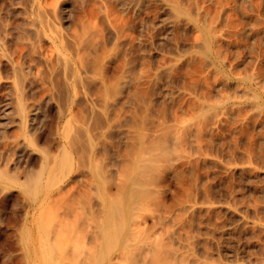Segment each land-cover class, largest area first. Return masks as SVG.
<instances>
[{"label": "rangeland", "instance_id": "rangeland-1", "mask_svg": "<svg viewBox=\"0 0 264 264\" xmlns=\"http://www.w3.org/2000/svg\"><path fill=\"white\" fill-rule=\"evenodd\" d=\"M129 1L131 6L127 3L122 6L121 0H0V37L3 39L0 41V122H6L4 128L10 126L5 129L6 134L0 137V172L19 163V156L14 154L11 144L23 133L16 113L15 84L21 85L20 97L27 103L26 106L32 103L38 105L41 115L47 114L43 118L53 121L52 137H55L50 148L51 171L45 176L46 189L40 200L32 202L18 185L10 188L12 195L3 215L6 219L11 216L16 222L10 218L9 224H12L7 229H3L5 226L0 224V228L5 230H0V264H29L23 249L26 243L20 241L18 236L24 224L33 226V238L29 246L37 250L39 257L36 263L55 264L56 261H64L65 264H86L85 256L89 257L87 251L93 249L86 216L89 206H93L99 216L102 214L95 189L88 190L84 186L92 178L88 172L93 151L105 175L114 183H119L125 174L132 171L131 168L124 170V159L155 144L166 145L168 153L158 160V177L150 186L154 192L153 198L135 214L130 224L135 232L130 241V250L127 246L121 250L117 243L110 242L107 252L97 263L128 264L137 257L143 264H264V123L261 124V121L264 122V110L257 117H252L242 99L237 100L241 98L243 87L238 80L240 76L245 72L258 73L261 67L258 74L264 77V29H261L262 32L258 29L263 27L264 19L262 23L257 22V18H264V0L181 1L186 7L198 2L203 9L222 13L214 24L215 29L223 32H218L214 46L215 51L216 48L220 50V66L202 61L201 52L193 49L200 32L190 27L192 25L183 18L174 20L168 8L170 0H149L143 4H146L144 7L134 4L135 0ZM85 18L90 20L89 24H95V30L101 29L98 32L104 41L103 45L99 39L101 48L96 46L95 51L91 49L90 53L93 55L97 49H101L96 52L101 55L104 48L107 59L102 69L81 61L83 51L78 41L81 32L78 33L82 30L81 23H85ZM118 19L123 20L124 29H127L121 37L128 39L125 41L120 37L119 41H123L118 47L115 46V50L112 42L115 37L113 25L118 24ZM29 20H33L36 26L33 29L37 33L34 32L36 30H28ZM138 55H142L144 60ZM253 58L263 60V64ZM125 62L126 65L123 64ZM127 66H130V70H126ZM252 68L256 71L253 72ZM235 85L242 86L239 92L237 89L240 88ZM232 86L238 92L236 98ZM230 111H233L231 117L235 116L234 120L227 117ZM246 114L252 120H257H249ZM236 116H243L242 120L247 117L241 121H247L249 125L247 122L242 123L240 117ZM15 123L20 125L17 124L21 127L19 130ZM253 127L260 130H253ZM242 128L248 129L250 134L248 130H239ZM259 131H263L260 132L262 136H259ZM256 135L260 139L255 142ZM8 139H12L11 143ZM244 139L250 140H246L249 146L244 143ZM243 150L246 153L250 150L247 153L250 155L244 154ZM251 154L255 158L252 162ZM248 156L250 159L244 160ZM58 189L61 190V198L67 193L63 196L66 199L59 198L63 201L62 205L58 199ZM81 195L88 197L89 205L87 203V206L83 205L79 209L77 205L83 203L76 199H80ZM50 197H57V200ZM17 198L19 201L14 203ZM19 203L29 207L26 220L24 207ZM49 208L54 210L53 213L56 211L59 218L52 214L55 220V217L47 214L51 212ZM71 209L76 211L79 218ZM40 211L45 212V216ZM13 213L15 216L11 215ZM62 215L66 218L63 219L65 222L62 221ZM52 221L68 224L64 225L68 236L73 228L75 231L77 228L80 230L75 234L77 239L73 238L67 244L69 255L64 260L59 257V249L67 238L57 231L60 224ZM51 223L55 226H51ZM16 227L18 230H15ZM48 229L51 232H47ZM56 235L62 236L63 244ZM136 236H142L140 239H145L144 242L135 244ZM106 242L102 236L99 237L98 257L101 256L100 245ZM80 246L87 249L82 254L84 257L75 255ZM142 259L146 261L142 262Z\"/></svg>", "mask_w": 264, "mask_h": 264}, {"label": "bare ground", "instance_id": "bare-ground-1", "mask_svg": "<svg viewBox=\"0 0 264 264\" xmlns=\"http://www.w3.org/2000/svg\"><path fill=\"white\" fill-rule=\"evenodd\" d=\"M118 1H120V0H118ZM128 1L129 0H121V5L123 6L124 4L126 5V3L129 5V3H128ZM147 1H149V0H135V2H134V4H137L138 6H145V5H143L145 2H147ZM182 0H170L169 1V4H168V8H169V11H170V13H171V16L174 18V20H176V21H180L181 20V18H183V19H185L186 20V22L187 23H190V25H192V26H190V27H193V28H195V30H197L198 32H200V34H198L197 35V37H195V38H197L196 39V45H194V42H193V49H195L196 50V52H201V59H202V61L205 63V62H209L210 64H215V65H218V66H220L221 65V59H220V55L221 54H219V51H217L218 50V48H216L217 50L215 51V49H214V46H215V44L217 43V39H216V37L218 36V32H221V33H223L222 32V30L221 29H215V23L218 21V19H219V17H220V14H221V16H222V13L221 12H218V13H216V12H214V13H212V11H210V10H206V9H203L202 7H200L199 5H198V2L197 3H193V6H188V7H186L185 5H183L182 4V2H181ZM130 2V1H129ZM33 3V2H32ZM119 3V2H118ZM131 4H133V2L131 3ZM133 4V5H134ZM33 5V4H32ZM116 5V4H115ZM127 5V6H128ZM129 6H131V5H129ZM135 6V5H134ZM133 6V7H134ZM138 6H137V9H138ZM136 7V6H135ZM166 7V6H165ZM262 7V6H261ZM260 7V8H261ZM264 7V6H263ZM129 8V7H128ZM131 8V7H130ZM141 7H139V9H140ZM259 8V9H260ZM262 9V8H261ZM264 9V8H263ZM135 11H136V8H135ZM141 11V10H140ZM140 11H138V12H140ZM263 12L264 11H262V15H264L263 14ZM136 13V12H135ZM107 14V13H106ZM137 14V13H136ZM261 14V13H260ZM260 14H258V15H260ZM170 15V14H169ZM138 16V15H137ZM139 18V17H138ZM86 20H87V18H85ZM83 20V21H85V23L83 22V23H81V27H82V30L81 31H79V33L78 34H80V32H81V35H77L78 37H79V39H78V37H77V39H78V41L80 42H77V44L79 43L80 45H79V47H81L82 48V51H83V55H82V58H83V60L81 59V61H83V62H86L87 64H92V66L94 65H96V66H99V68H101L102 69V65H103V63H105V61H106V59H107V57H105V50H104V48H103V46H102V48H103V54H98V53H96V52H99L100 50L99 49H97V51L96 52H94V54L93 55H91V53H90V50L91 49H96L95 47L96 46H100V43H99V39H100V34H99V32L98 31H100V30H95L96 29V27H94V23L93 24H91V22H90V24L93 26V27H91V25L89 24V21H88V23H86V20ZM89 19V18H88ZM264 18H261V20L260 19H258L257 18V22H261L262 23V20H263ZM119 20V19H118ZM118 20H115L116 22L118 21ZM134 20V19H133ZM140 20V19H139ZM143 20V19H142ZM141 20V21H142ZM260 20V21H259ZM113 21V20H112ZM123 21V20H122ZM122 21H118V24H115V25H113L114 26V30H115V35L114 34H112V32H111V34L112 35H114L115 37H114V40L112 41L113 43H114V48L113 49H115V48H117L118 47V44H120V42L122 43V41L123 40H125L123 37H121V36H123L124 35V24H122ZM125 21V20H124ZM140 21V22H141ZM264 21V20H263ZM108 22H109V19H108ZM126 22V21H125ZM143 22V21H142ZM141 22V23H142ZM144 22H146V21H144ZM182 22V21H181ZM27 23H28V25H30V27L28 28V30L30 31V30H32V32H33V30H36V29H33V27H34V23H33V20H29V21H27ZM110 23V22H109ZM112 23H114V22H112ZM127 23V22H126ZM34 24V25H33ZM129 24V23H128ZM144 24V23H143ZM257 24H259V26L261 25L262 26V24H260V23H257ZM96 25H97V22H96ZM132 25V24H131ZM109 26H112V24H110ZM126 26H127V24H126ZM148 27V25H146L145 24V27ZM149 26H150V24H149ZM27 27V26H26ZM26 27L25 28H23V30H25L26 29ZM99 27V26H98ZM128 29H130V26L128 25ZM142 28L144 27V25H142L141 26ZM34 28H36V26L34 27ZM94 29V31H92L93 29ZM100 28V27H99ZM134 28V27H133ZM264 29V22H263V27H261V28H258V29H260V31H261V29ZM14 29V28H13ZM145 29V28H144ZM262 29V30H263ZM22 30V29H21ZM127 30V29H126ZM125 30V31H126ZM148 30V29H147ZM146 30V31H147ZM194 30V29H193ZM257 30V29H256ZM145 31V32H146ZM258 31V30H257ZM256 31V34L258 33ZM26 32V31H25ZM24 32V33H25ZM32 32H30V34L32 33ZM34 32H38L37 30L36 31H34ZM194 32V31H193ZM262 32V31H261ZM261 32H259V33H261ZM23 33V34H24ZM27 33V32H26ZM127 33V32H126ZM143 33V32H142ZM147 33H148V31H147ZM196 33V32H195ZM220 33V34H221ZM102 34V33H101ZM25 35V34H24ZM126 36V35H125ZM127 36H128V34H127ZM222 36V35H221ZM220 36V37H221ZM224 36V35H223ZM222 36V37H223ZM263 36H264V34H263ZM102 37V36H101ZM120 37L121 38H123V40H121V41H119L120 40ZM257 37H258V35H257ZM1 38V37H0ZM111 38V37H110ZM152 38V37H151ZM219 38V37H218ZM259 38V37H258ZM2 39V38H1ZM102 39H103V37H102ZM113 39V38H112ZM128 38H126V40H127ZM130 39V38H129ZM149 39H150V37H149ZM216 39V40H215ZM220 39H222V38H220ZM101 40V39H100ZM125 40V41H126ZM131 40V39H130ZM261 40V39H260ZM1 42L3 41V39L2 40H0ZM103 40H101V42H102ZM110 41V40H109ZM124 41V42H125ZM258 41H259V39H258ZM104 42V41H103ZM103 42L101 43L102 45H103ZM222 42V41H221ZM98 43H99V45H98ZM105 43H107V44H109V42H105ZM259 43V42H258ZM257 43V44H258ZM262 43V42H261ZM111 44V43H110ZM131 44H132V42H131ZM221 44V43H220ZM105 45V44H104ZM132 45H134L135 46V44H132ZM259 45V44H258ZM109 46V45H108ZM115 46H117V47H115ZM131 46V45H130ZM110 47V46H109ZM195 47V48H194ZM264 47V46H263ZM262 47V48H263ZM100 48H101V46H100ZM107 48V47H106ZM112 48V47H111ZM120 48V47H119ZM128 48H130V47H128ZM139 47H137L136 48V50L138 49ZM220 48V47H219ZM258 48V47H257ZM261 48V47H260ZM259 48V49H260ZM261 48V49H262ZM131 49V48H130ZM133 49V48H132ZM131 49V50H132ZM135 49V48H134ZM221 49V48H220ZM259 49H256V50H259ZM99 50V51H98ZM110 50V49H109ZM116 50V49H115ZM119 50V49H118ZM117 50V51H118ZM127 50V49H126ZM255 50V54H257V51ZM82 51H80V52H82ZM92 51V50H91ZM95 51V50H94ZM107 51V50H106ZM129 51V50H128ZM133 51H135V50H133ZM261 51V50H260ZM260 51H258L259 53H260ZM112 52V51H111ZM126 52V51H125ZM130 52V51H129ZM264 52V51H263ZM107 53V52H106ZM128 53V52H127ZM126 53V54H127ZM82 54V53H81ZM109 54V53H108ZM126 54H123V55H126ZM131 54V53H130ZM128 55V54H127ZM143 55V54H142ZM142 55H140L141 57H142ZM200 55V54H199ZM259 55V54H258ZM131 56V55H130ZM130 56H128V57H130ZM139 56V55H138ZM139 56V57H140ZM257 56V55H256ZM260 56L261 57H263L262 55H261V53H260ZM128 57H127V60H129L128 59ZM137 57V56H136ZM138 57V58H139ZM146 57V56H145ZM134 58V57H133ZM256 58V57H255ZM260 58V57H259ZM259 58H258V60H256V59H254V61L256 60V61H259ZM142 59H143V57H142ZM261 59V58H260ZM105 60V61H104ZM126 60V59H125ZM126 60V61H127ZM131 60V59H130ZM134 60V59H133ZM133 60H131V61H133ZM144 60V59H143ZM146 60V59H145ZM136 61V59L134 60V62ZM201 61V60H200ZM263 61V60H262ZM262 61H259V63H262ZM133 62V63H134ZM145 62V61H144ZM256 63V62H255ZM255 63H254V66L255 67H258L257 66V64L255 65ZM85 64V63H84ZM124 65H126V62L125 63H123ZM127 64H128V62H127ZM132 64V63H131ZM263 64V63H262ZM130 65V64H129ZM84 66V65H83ZM253 66V65H252ZM86 67V66H85ZM130 67V66H129ZM128 66L126 67V70H130V68H129ZM87 68V67H86ZM88 68H89V66H88ZM95 68V67H94ZM97 68V67H96ZM128 68V69H127ZM244 68H245V66H244ZM254 68V67H253ZM252 68V70H253V72L254 71H256L255 69H253ZM262 68H263V66H262ZM246 69V68H245ZM244 70V69H243ZM243 70H242V72H243ZM249 70V69H248ZM264 70V69H263ZM262 70V72H264ZM18 71V70H17ZM124 72H125V70H123ZM260 71H261V67H260ZM260 71H258V73L260 72ZM252 72V71H251ZM262 72L260 73V74H262ZM17 75H18V73L17 72H15ZM258 73H256V72H254V73H249V72H245L243 75L241 74V72H240V74L242 75V76H240L239 78H238V80L242 83V85H243V87H242V90H241V87H237L236 85V87L237 88H240V89H237L238 90V92H239V90H241L240 91V93H241V98H239V99H237V100H241L242 101V103L244 104V106H246L245 108H247V110L249 111V114H251L252 115V117H254V116H256L257 117V115L258 114H260L263 110H264V77L263 78H261V76L262 75H259ZM16 74H15V77L16 78H19V76L17 77L16 76ZM230 75V74H229ZM20 79V78H19ZM15 80H17V82H19V80L18 79H15ZM237 82V81H236ZM19 84V83H18ZM18 84H15V88H16V93H17V104H18V106H17V110H18V112H16V113H18V121L20 122V124H22V126H23V133L21 134V132H20V136L18 135V134H16L17 136H19V137H17V138H13L12 136V138L14 139L13 141H11V140H9L8 142L9 143H11L12 145H13V147H12V150H13V152H14V154H17L16 156H19V163L18 164H15V166L13 165L11 168H9L8 169V167L6 168V171H4V172H0V224H2V226H5L3 229H7V228H9L10 227V225L12 224V223H10L9 224V221H10V218L12 219V217L11 216H8L7 217V219L5 218V216L3 215V213L4 212H6V210L8 209L7 208V203L9 202V198L11 197V195H12V192L10 191V188L12 187V186H14V185H18V186H20L22 189H23V191L26 193V195H28L31 199H32V202H37V201H39L40 199V196L45 192V176L48 174V173H50V171H51V167H50V165H49V163H50V158H52V156H51V150H50V148L51 147H53V146H51L52 145V143H54L53 142V138H55V137H52V136H54L53 135V121L52 120H50L49 119V121L47 120V119H45V118H43V117H46L47 116V114H46V116L45 115H41V113H42V111H41V113H40V107L37 105H35V104H31V105H29V106H26L27 105V103H25V101H22V99H21V97H20V93H21V90H20V86L21 85H18ZM228 84V83H227ZM228 87V86H227ZM234 86H232V88H233ZM235 87V88H236ZM229 89H231V88H229ZM234 89V88H233ZM23 90V89H22ZM235 90V89H234ZM227 91H228V89H227ZM236 91V90H235ZM234 91V92H235ZM233 92V94H234V97L236 98V96H235V94L237 93L238 94V92L236 91L235 93ZM22 95H23V93H22ZM48 95H49V93H48ZM231 95H232V92H231ZM230 95V96H231ZM50 96V95H49ZM49 96H48V99L49 100H51V98H49ZM225 96H229V95H225ZM240 96V95H239ZM23 97V96H22ZM51 97V96H50ZM233 97V99H235ZM228 98V97H227ZM231 98V97H230ZM229 99V98H228ZM48 100V101H49ZM226 100V99H225ZM230 100V99H229ZM236 100V99H235ZM47 101V102H48ZM234 101V100H233ZM25 104H24V103ZM225 102V101H224ZM226 102H228V100H226ZM51 103V102H50ZM28 104H30V103H28ZM38 104V103H37ZM53 104V103H52ZM51 104V105H52ZM225 104H227V103H225ZM40 105H42V104H40ZM46 105H49L48 103L46 104ZM16 106V105H15ZM43 106V105H42ZM50 106V105H49ZM234 106V105H233ZM47 107V106H46ZM51 107V106H50ZM232 107V106H231ZM235 107V106H234ZM234 107H232V108H234ZM243 107V106H242ZM229 108V106L226 108V110ZM238 108V107H237ZM236 108V109H237ZM239 108H240V111H242L243 109H241V107L239 106ZM244 108V109H245ZM15 110H16V108H15ZM50 110V109H49ZM238 110V109H237ZM51 111V110H50ZM234 111H235V109H234ZM247 111V112H248ZM45 112V111H44ZM49 112V111H48ZM227 112H228V110H227ZM231 112L233 113V111H230L229 112V115L227 116L228 118H230L231 117ZM236 112H238L239 113V110L238 111H236ZM236 112H235V115H236ZM244 112H245V110H244ZM4 113H6V111L4 112ZM4 113H3V115H4ZM46 113V112H45ZM241 113V112H240ZM246 113V112H245ZM263 113H264V111H263ZM7 115H8V113H7ZM6 115V116H7ZM16 115H14V116H16ZM242 115V114H241ZM262 115V114H261ZM230 116V117H229ZM232 116H233V114H232ZM244 116V115H243ZM243 116H239L240 117V121L242 120L241 119V117H243ZM246 116L248 117L249 115H247L246 114ZM263 116V115H262ZM262 116H260L259 115V117L261 118ZM233 117H235V116H233ZM233 117H231V118H233ZM238 116H236V118H237ZM238 117V118H239ZM246 117V118H247ZM250 117V116H249ZM248 117V119L250 120L252 117H250L249 118ZM6 118V117H5ZM15 118V117H14ZM14 118H12V119H14ZM244 118V117H243ZM245 118V119H246ZM259 118V119H260ZM263 118V117H262ZM4 119V118H3ZM3 119H2V121H3ZM7 119V118H6ZM16 119V118H15ZM45 119V120H44ZM245 119H243V120H245ZM259 119H258V121H259ZM47 121V124H44V121ZM233 120H234V118H233ZM242 120V121H243ZM248 120V121H249ZM252 120V119H251ZM255 120H257V119H254V120H252V121H254L255 122ZM262 120V119H261ZM260 120V121H261ZM13 122L12 123H14V120H12ZM17 121V120H16ZM230 121V120H229ZM236 121V120H235ZM240 121H239V123H240ZM241 121V122H242ZM258 121H256V123L258 122ZM233 122V121H232ZM244 122H247V121H244ZM244 122H242V123H244ZM9 123V122H8ZM42 123L44 124L43 126H42ZM46 123V122H45ZM230 123V122H229ZM237 123H238V121H237ZM241 123V124H242ZM248 123V122H247ZM251 123V122H250ZM256 123H254V124H256ZM262 123H264V122H262L261 121V124ZM5 124H6V122H5ZM5 124H4V122H0V137H1V135H3V134H6V133H4L5 132V129L6 128H8V127H10V126H8V127H6V128H4V126H5ZM16 124V127L19 125L18 123H15ZM18 124V125H17ZM252 124H253V122H252ZM13 125V124H12ZM247 125H249V123L247 124ZM260 125V124H259ZM264 125V124H263ZM7 126V125H6ZM20 126V125H19ZM18 126V130H19V128H21V127H19ZM242 126H243V124H242ZM241 126V127H242ZM245 126V125H244ZM251 126H253V125H251ZM262 126V125H261ZM238 127H239V125H238ZM256 127V126H255ZM255 127H253V130L254 129H256ZM258 127V126H257ZM260 127V126H259ZM262 127H264V126H262ZM261 127V130H263V128ZM245 128H247L246 126H245ZM252 129V128H251ZM250 129V130H251ZM21 130V129H20ZM239 130H243V128L242 129H239ZM245 130V129H244ZM243 130V132H247V130H245L244 131ZM257 131L258 130H260V129H256ZM255 130V131H256ZM232 131V130H231ZM241 131H239L240 133H241ZM249 131V130H248ZM10 132V131H9ZM19 132V131H18ZM254 131H252V133H253ZM261 131H259L258 133H260ZM12 133V132H11ZM16 133V132H15ZM261 133H263V131L261 132ZM261 133H260V135L259 136H262L261 135ZM10 134V133H9ZM231 134V133H230ZM242 134H245V133H242ZM249 134H250V131H249ZM248 134V135H249ZM255 134H257V133H254L253 135H255ZM246 136H247V134H245ZM252 135V134H251ZM6 136V135H5ZM8 136H10V135H8ZM258 136V137H259ZM245 137V136H244ZM251 137V136H250ZM253 137V136H252ZM10 138V137H9ZM2 139V138H1ZM249 139V138H248ZM248 139H244L245 140V142L244 143H246L247 144V141L246 140H248ZM255 139H257V135H256V138ZM260 139V138H259ZM259 139H257V140H255V142L256 141H258ZM6 140H7V138H6ZM5 140V141H6ZM3 141V140H2ZM11 141V142H10ZM249 142H250V140H248ZM0 142H1V140H0ZM4 142V141H3ZM255 142L253 141V143L255 144ZM252 143V144H253ZM258 143V142H257ZM252 144H251V147H252ZM253 144V145H254ZM10 145V144H9ZM243 145H245V144H243ZM248 145V144H247ZM258 145V144H257ZM249 146V145H248ZM248 146H246L247 148H248ZM255 146V145H254ZM253 146V147H254ZM240 147V146H239ZM243 147V146H242ZM258 147V146H257ZM244 148H245V146H244ZM10 149V148H9ZM250 149V148H249ZM255 149V148H254ZM240 150H242V149H240ZM250 150H253V149H250ZM249 150V151H250ZM10 151V150H9ZM248 151V152H249ZM257 151H259V150H257ZM11 152V151H10ZM10 152H8L7 153V155L9 156V153ZM12 152V153H13ZM37 152H39L40 154H37ZM241 152V151H240ZM242 152H244V150L242 151ZM247 152V153H248ZM252 152V151H251ZM255 152V151H254ZM11 153V154H12ZM167 153H168V148H167V146L166 145H159V144H155V145H153L152 147H150L149 149H141L140 150V152L137 154V155H135V156H132V157H128L127 159L125 158L124 160H125V166H126V168H124V170H127L128 168H131L132 169V171H131V169H130V173H128V174H125V177L119 182V183H114L113 182V180L112 179H109L106 175H105V172H104V170L102 169V165H100L101 163H99V160H98V156H97V154L95 153V151H93V154H92V156L90 157V168H89V172H88V176H89V173H90V175H91V179H88L85 183H84V186H86L87 188H88V190H93V188L95 189V191H96V194H98V197H99V201H100V205H101V211H102V214H101V216H99V214H98V212H97V210L96 209H94L93 208V206H89V208H90V210H89V212L87 213V223H88V226H89V231L91 232V234H92V239H93V249L91 250V248L90 249H88V251H87V249L86 248H84V249H86V251L88 252V255H89V257L88 256H85V257H87L85 260V262H86V264H99V263H97V260L100 258V257H103L104 255H105V253L107 252V246H108V243H110V242H113V243H117L118 245H119V247H121V250H123V249H125V246H127V247H129V250H130V241H131V239L135 236V232H134V230H133V228L131 227V222L134 220V217H135V214L139 211V210H141L144 206H145V204H147L148 203V201L150 200V199H152L153 198V196H154V192H153V190L151 189V185L156 181V179H157V177H158V173H157V169H158V160H159V158L160 157H165L166 155H167ZM246 152H244V154H247ZM259 153V152H258ZM13 154V155H14ZM254 154H256V153H254ZM6 155V156H7ZM12 155V156H13ZM53 155V154H52ZM247 155H250V154H247ZM11 156V155H10ZM11 156V157H12ZM15 156V155H14ZM127 156H128V154H127ZM126 156V157H127ZM245 156V155H244ZM243 156V157H244ZM251 156H252V154H251ZM262 156V155H261ZM243 157H242V159H243ZM254 157H256V156H254ZM8 158V157H7ZM10 158V157H9ZM245 158V157H244ZM248 158V159H247ZM252 158H253V156H252ZM263 158V157H262ZM15 159V158H14ZM13 158L11 159V160H14ZM17 159V158H16ZM250 159V156H248V157H246V159H244V160H246V161H248ZM255 158H253L252 160H251V162L254 160ZM10 160V159H9ZM25 160V161H24ZM240 160H241V158H240ZM244 160H241L242 162L244 161ZM262 160H264V158L262 159ZM8 161V160H7ZM6 161V162H7ZM24 161V163H22ZM240 161V162H241ZM246 161H244V163L246 162ZM9 162V161H8ZM11 162V161H10ZM17 162V161H16ZM239 161H237V163H238ZM249 163V162H248ZM239 164V163H238ZM246 164H247V162H246ZM7 165V164H6ZM8 165L10 166L11 164L10 163H8ZM7 165V166H8ZM243 165V163L241 164V166ZM245 165V164H244ZM240 166V165H239ZM246 169H248V168H246ZM245 169V170H246ZM5 170V169H4ZM242 170V169H241ZM249 170V169H248ZM88 171V170H87ZM243 172L245 173V171H244V169H243ZM243 172H240L241 174L243 173ZM83 173H84V171H83ZM249 173V172H248ZM247 172H246V174H248ZM252 173V172H251ZM250 173V174H251ZM240 174V175H241ZM249 174V175H250ZM85 176H86V174H85ZM253 176V175H252ZM241 177H244V175H242ZM250 177V176H249ZM84 178V177H83ZM86 178H87V176H86ZM245 178V177H244ZM243 178V179H244ZM252 178V177H251ZM85 179V178H84ZM86 180V179H85ZM247 180V179H246ZM252 180V179H251ZM84 182V181H83ZM250 183H251V181H250ZM61 189V188H60ZM60 189H58V192H57V194L59 195V197H58V199L59 198H61V190ZM62 191L63 192H65L63 189H62ZM69 191V190H68ZM94 191V190H93ZM87 192V191H86ZM85 193V192H84ZM89 193V192H88ZM92 192L90 191V194H91ZM94 193V192H93ZM67 193H65L63 196L65 197V195H66ZM83 194V193H82ZM86 195V194H85ZM85 195H81L80 196V199H76V201L78 200L80 203H83V204H81V205H77L78 207H79V209L81 208V206H83V205H86L87 206V203H88V205H89V199H88V197H86ZM46 196H48V195H46ZM54 196V195H53ZM63 196H62V198H63ZM90 196V195H89ZM92 196V195H91ZM90 196V197H91ZM75 197H78V196H75ZM14 198V197H13ZM51 198V197H50ZM53 198V200H55V198H56V200H57V197H52ZM51 198V199H52ZM62 198H61V200H62ZM92 198V197H91ZM19 198H17L16 200H14V203H15V201H19L18 200ZM47 199V198H46ZM64 199H66V198H63V200ZM11 200V199H10ZM21 200V199H20ZM52 200V201H53ZM60 200V199H59ZM60 200V201H61ZM42 201H45V200H42ZM51 201V200H50ZM70 201V200H69ZM68 201V202H69ZM71 201H73V199H71ZM22 202V201H21ZM48 202H49V200H48ZM56 204H57V201H54ZM62 202L63 201H61L60 202V204L62 205ZM65 202V201H64ZM74 202V201H73ZM72 202V203H73ZM42 203V202H41ZM50 203H53V202H50ZM58 203H59V201H58ZM18 204V203H17ZM20 204V203H19ZM46 204H49V203H46ZM59 204V205H60ZM64 204V203H63ZM69 204H71L70 202H69ZM76 204H77V202H76ZM10 205H11V203H10ZM15 205V204H14ZM20 205H23L22 206V208H23V213H24V218H25V220L27 219V217H28V215H29V207L28 206H24L25 205V203L24 204H20ZM52 205V204H51ZM75 205V204H74ZM99 205V206H100ZM47 206H49V205H47ZM55 206V205H54ZM69 206V205H68ZM68 206L66 207V208H68ZM77 206L76 207H74L75 209L77 208ZM86 206H84V207H86ZM16 208H17V206H15ZM14 207V208H15ZM39 207H41V205L39 206ZM71 207V206H70ZM13 208V207H12ZM11 208V209H12ZM13 208V209H14ZM19 206H18V210H19ZM45 208H46V205H45V207H44V210H45ZM52 208V207H51ZM51 208H49L50 210L49 211H51V212H47V214H49V215H52V214H55L56 213V211H55V213H53L54 212V210L52 209L51 210ZM83 208V207H82ZM47 209V208H46ZM78 209V208H77ZM87 209V208H86ZM10 210V209H9ZM70 210V209H69ZM72 210V209H71ZM12 211V210H11ZM22 211V210H21ZM35 211V210H34ZM46 211H48V210H45V212ZM65 211H67V210H65ZM73 212H74V210H72ZM14 212V211H13ZM16 213H18L17 211H15ZM40 212H42V211H40ZM45 212H42V213H44V215L43 216H45ZM76 212V211H75ZM74 212V213H75ZM79 212V210L77 211V213ZM82 212V210L80 211V213ZM15 213V214H16ZM85 213H86V211H85ZM32 214H33V212H32ZM11 215H13V216H15L14 215V213L13 214H11ZM23 215V214H22ZM58 215L59 214H55V216L56 217H58ZM74 215H76L77 216V214L75 213ZM81 215V214H80ZM79 215V216H80ZM18 216H19V214H18ZM43 216L41 217L42 219H43ZM53 216V215H52ZM55 216H53V217H55ZM63 216V218H62V221H64L65 222V220H63V219H66V218H64V215H62ZM82 216H84V214L82 213ZM86 216H84L85 218H86ZM46 217H50V216H46ZM56 217L54 218L55 220H56ZM61 217V216H60ZM83 217V218H84ZM15 218V217H14ZM16 218H17V215H16ZM59 218V217H58ZM57 218V219H58ZM76 218H79L78 216L76 217ZM80 218H82L81 216H80ZM84 218V220H86ZM42 219H40V220H42ZM45 219V218H44ZM54 219H52V220H54ZM13 220V219H12ZM12 220H11V222H12ZM29 220V219H28ZM49 220H51V217H50V219ZM59 220V219H58ZM60 220H61V218H60ZM13 221H15L16 222V220L14 219ZM43 222H44V220H43ZM42 222V224H44ZM53 222V221H52ZM22 223V222H21ZM21 223H20V226H21ZM54 223V222H53ZM63 223V222H62ZM62 223H61V221H59V222H55L54 224H60L59 225V229H58V227H57V231L59 230V233H60V235L62 234H64V237H65V239H66V246H65V243L63 244V241H61V239H62V236H61V238L60 237H58V236H60V235H56L58 238H60V239H58V240H60L61 241V243L63 244H61L63 247H61L60 249H59V257L62 259V260H64L65 258H67V256L69 255V252L66 250L67 249V244H69L71 241H72V239L73 238H75V234L77 233V232H79L80 230L77 228L76 229V231L74 230V228L72 229L70 226V229H72L71 230V233H70V235L68 236L67 234H69V233H67L66 234V232H67V230H65V228H66V226H68V224L66 225L65 223H64V225H66V226H64V225H62ZM17 224V223H16ZM54 224H52L51 223V226H53ZM14 225H15V223H14ZM40 225V224H39ZM13 226V225H12ZM11 226V227H12ZM55 226V225H54ZM53 226V227H54ZM57 226V225H56ZM40 227H42V225H40ZM68 227V228H69ZM56 228V227H55ZM13 229V228H12ZM11 229V230H12ZM33 226H29L28 224H24L23 226H22V228H21V230H20V228H19V232H18V236H19V238H20V241L22 240V241H24L26 244L23 246L24 248V254L27 256V258L29 259V261H28V263L29 264H39V263H36L35 262V260L39 257V255L37 254V250L33 247H31V246H29V243H30V241L32 240V238H33ZM50 230H52V228L50 227L49 228ZM47 230V232L48 231H50V230ZM67 229V228H66ZM0 230H2L1 228H0ZM15 230H18V228L16 227V229ZM53 230H55V229H53ZM65 230V231H64ZM2 231H5V230H2ZM42 231V230H41ZM56 231V230H55ZM69 231V230H68ZM51 232V231H50ZM54 232V231H53ZM89 232V233H90ZM3 233V232H2ZM58 233V234H59ZM83 233V232H82ZM1 234V233H0ZM55 234V233H54ZM57 234V233H56ZM66 235V236H65ZM100 236H102L107 242L106 243H103V244H101L100 245V248H99V250H100V255L101 256H99L98 257V253H99V251H98V244H97V241H98V239H99V237ZM1 237V236H0ZM63 237V238H64ZM76 237H77V235H76ZM142 236H139V237H137L136 236V243L135 244H140V243H142V242H144V240L145 239H140ZM75 239H77V238H75ZM1 240V239H0ZM57 240V241H58ZM63 240V239H62ZM60 241H58V242H60ZM82 246H80V248H78L77 247V254H75V255H81L82 256V254L84 253V249L83 248H81ZM33 249V250H32ZM76 252V251H75ZM86 253V252H85ZM87 255V254H86ZM84 256H82V257H84ZM33 259H34V261H33ZM142 262L144 261H146L145 259L143 260H141ZM146 263V262H145ZM144 263V264H145ZM55 264H65L64 263V261H62V262H60V261H56L55 262ZM67 264H72V263H68L67 262ZM74 264H76V263H74ZM100 264H102V263H100ZM128 264H143V263H141L138 259H137V257L135 258H132L130 261H129V263ZM147 264V263H146Z\"/></svg>", "mask_w": 264, "mask_h": 264}]
</instances>
